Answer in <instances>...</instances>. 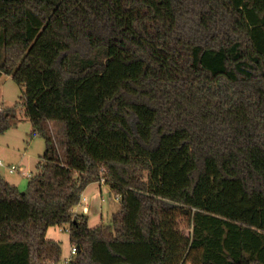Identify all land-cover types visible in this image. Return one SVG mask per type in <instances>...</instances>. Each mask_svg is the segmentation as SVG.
<instances>
[{
  "label": "trees",
  "instance_id": "1",
  "mask_svg": "<svg viewBox=\"0 0 264 264\" xmlns=\"http://www.w3.org/2000/svg\"><path fill=\"white\" fill-rule=\"evenodd\" d=\"M0 73V133L22 104L46 143L27 190L0 175V264H55L63 224L69 264H264V0H0Z\"/></svg>",
  "mask_w": 264,
  "mask_h": 264
},
{
  "label": "rangeland",
  "instance_id": "2",
  "mask_svg": "<svg viewBox=\"0 0 264 264\" xmlns=\"http://www.w3.org/2000/svg\"><path fill=\"white\" fill-rule=\"evenodd\" d=\"M22 90L24 87L15 82L11 75L0 73V107H13L20 103ZM59 126L53 121L48 123L50 133L56 137L59 136ZM32 131V124L25 116L21 104L11 118V126L0 133V157L5 163L4 166H0V175L22 192L27 190L29 177L37 172L40 157L46 149L44 137L40 134L32 135ZM8 165L19 166L23 171L11 173ZM83 195L88 199L89 213L85 215L90 217L89 227L99 224L109 225L113 214L121 208L120 199L107 184L100 181L89 184ZM72 210L73 214L83 213V205L77 204ZM69 229L68 224H63L52 226L47 231V238L60 241L62 246L61 257L55 264H69L72 257ZM183 229L186 233L190 231L186 226H183ZM36 264H44V262L37 261Z\"/></svg>",
  "mask_w": 264,
  "mask_h": 264
},
{
  "label": "built area",
  "instance_id": "3",
  "mask_svg": "<svg viewBox=\"0 0 264 264\" xmlns=\"http://www.w3.org/2000/svg\"><path fill=\"white\" fill-rule=\"evenodd\" d=\"M5 165V163H4V161L1 159V157H0V166H4ZM8 168H9V171L11 172V173H14V172H22L23 170L19 167V166H16V165H8ZM100 182L101 183H105V178L104 177H101V179H100ZM119 198V197H118ZM120 199V198H119ZM102 201H104V198H102ZM87 202H88V199L83 195V193L81 194V197H80V200H79V202H78V205L79 204H82L83 205V214H87V213H89V208H88V204H87ZM76 212V211H75ZM78 212V211H77ZM79 213V212H78ZM77 252V249H76V247L75 246H73L72 248H71V255H74L75 253Z\"/></svg>",
  "mask_w": 264,
  "mask_h": 264
},
{
  "label": "crops",
  "instance_id": "4",
  "mask_svg": "<svg viewBox=\"0 0 264 264\" xmlns=\"http://www.w3.org/2000/svg\"><path fill=\"white\" fill-rule=\"evenodd\" d=\"M89 215V214H88ZM90 218V217H89Z\"/></svg>",
  "mask_w": 264,
  "mask_h": 264
}]
</instances>
